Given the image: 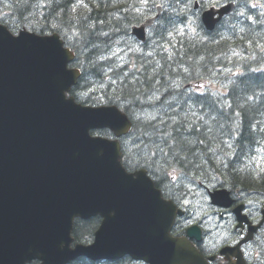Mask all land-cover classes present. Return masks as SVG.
<instances>
[{
	"label": "water",
	"instance_id": "obj_1",
	"mask_svg": "<svg viewBox=\"0 0 264 264\" xmlns=\"http://www.w3.org/2000/svg\"><path fill=\"white\" fill-rule=\"evenodd\" d=\"M70 59L56 37L14 39L0 27V234L11 220L24 226V235L42 226L67 238L73 216L98 212L103 221L95 243L80 248L91 259L125 252L149 264H205L185 239L170 236L176 212L144 173L124 172L117 143L88 134L109 127L120 136L130 126L126 118L119 114L118 122L109 114L115 110L64 99L75 77L65 68ZM211 198L214 204L226 199ZM23 246L29 251L17 264L39 257Z\"/></svg>",
	"mask_w": 264,
	"mask_h": 264
},
{
	"label": "trees",
	"instance_id": "obj_2",
	"mask_svg": "<svg viewBox=\"0 0 264 264\" xmlns=\"http://www.w3.org/2000/svg\"><path fill=\"white\" fill-rule=\"evenodd\" d=\"M139 1L1 0L4 10L12 12L17 22L28 24L39 32L60 34L77 55L76 64L82 69L79 82L85 77L101 80L105 67L98 57L114 53L122 43L128 44L130 27L146 17ZM181 3L182 0H173L170 10L163 12L151 28L153 36L158 38L155 42L167 41L169 50L163 53H151V50L147 57L144 56L147 50H144L142 55L135 56V75L118 77L115 84H109L104 91L105 102L121 105L131 118L135 117L134 110L140 113L141 118L132 120L135 133L131 141L136 147L133 152L138 162H145L156 151L165 163L171 159L168 165L174 164V168L183 169L191 177L210 179L215 173L224 178L228 176L232 179L229 183L235 184L244 178L251 180L247 183L248 190L264 194V172L260 174L262 181L257 182L250 179L249 173L240 175L238 166L264 145V72L249 71L237 77L224 100L212 98L211 93L184 90L183 84L205 79L210 70L220 67L222 56L240 42H231L233 32L228 34L227 31L221 32L216 42L204 40V36L214 34L218 28L208 33L201 25L198 34L169 41L166 37L172 24H182L186 20L182 18ZM245 26L248 27L242 22L241 28ZM235 27L233 25V31ZM257 29L264 31V23L260 20L249 30ZM240 36L246 42L255 40L260 33H251L248 37L243 32ZM243 51L249 53L247 49ZM254 57L258 64L264 61L260 52ZM247 63L242 64L244 68L252 69L251 61ZM192 112L199 114L197 120ZM128 145L127 142L123 144L125 154ZM239 185L238 189L243 183Z\"/></svg>",
	"mask_w": 264,
	"mask_h": 264
},
{
	"label": "rangeland",
	"instance_id": "obj_3",
	"mask_svg": "<svg viewBox=\"0 0 264 264\" xmlns=\"http://www.w3.org/2000/svg\"><path fill=\"white\" fill-rule=\"evenodd\" d=\"M256 1L258 4L254 5L253 7H255L257 9V11L259 13L263 14V16H264V0H256ZM178 26H180V25H174V26H172V28L175 30ZM256 32L261 33V30L257 29V30H255V33ZM258 37L259 36H257L256 38H258ZM101 39H102V37L100 36V40ZM261 54L263 57L264 52H261ZM117 61L121 62L122 60L120 58H117ZM262 64H264V62H262ZM108 72L109 71L105 72V74H107V76L109 75ZM208 82L213 88H216L218 86L217 81H215V82L208 81ZM97 86L98 85H95L91 89V91H95ZM144 116L146 117V115H144ZM180 158H182V156H180ZM262 162H264V152L259 154L257 156V158H254L248 164H249V166H252L254 169L259 170L262 167V166L260 167V164ZM169 169H170V167L167 166L166 170L168 171ZM172 172H173V170L169 172V175H171ZM170 178H171V180L173 179L172 182L170 183V180H169L167 183H165L166 184L165 190L167 191V193L170 195H174L178 198H184L185 199L184 204L187 205L191 210V219H190L191 221H199V220H202L203 217H205L207 239H209V240L219 239L218 234L215 233L214 217L212 215H210L211 212L209 211L208 202H207V199L205 198V195L203 192L202 185L204 183H202L200 180H198L197 182H195V184H191V178L189 176L186 177L182 173H173L170 176ZM221 181H222V178L215 177L214 179H212L211 182L205 183V185H207V187L213 188V187H217L219 185V182H221ZM180 185L184 188V190L186 192H183L181 189H179ZM184 222H183V224H184ZM222 236H224V231H222Z\"/></svg>",
	"mask_w": 264,
	"mask_h": 264
},
{
	"label": "flooded vegetation",
	"instance_id": "obj_4",
	"mask_svg": "<svg viewBox=\"0 0 264 264\" xmlns=\"http://www.w3.org/2000/svg\"><path fill=\"white\" fill-rule=\"evenodd\" d=\"M236 200V199H235ZM264 204V201L260 202V205L258 207V212L262 211V206ZM238 205H243V214L246 216V221L242 222L241 224H237V217L235 214V208ZM257 208L256 205L248 204V203H240L239 200L235 201V204L227 209V210H220L218 209L216 211V215L219 217L220 220L223 218H226L227 223H229V220L232 221V224L229 228V234L232 236L230 240H227L225 242L219 243L218 245H215V251H214V264H227V259L236 260L238 259V256L240 253L243 255V258L246 260L247 264H249V254H252L251 251L257 246L260 245L258 241H256L257 238L253 239L250 242L243 243L244 239L247 237L248 229L250 227V222H253V216L252 212L253 209ZM264 234V233H263ZM227 248L228 251L224 253H220L222 249ZM202 251L201 249H199ZM204 253V251H203ZM211 253H208L207 255H210Z\"/></svg>",
	"mask_w": 264,
	"mask_h": 264
},
{
	"label": "bare ground",
	"instance_id": "obj_5",
	"mask_svg": "<svg viewBox=\"0 0 264 264\" xmlns=\"http://www.w3.org/2000/svg\"><path fill=\"white\" fill-rule=\"evenodd\" d=\"M172 1L173 0H170L169 1V3H168V5L166 6V10L165 11H169L170 10V8H171V5H172ZM185 1V2H184ZM204 1L205 0H182V3H181V7H182V11H183V13H182V18L184 17L185 19H186V15L187 16H191V15H193V8L191 7V4L193 3V2H195L197 5H202L203 3H204ZM184 20V19H183ZM242 20L241 19H239V18H236V17H234V18H232V19H230V20H228V21H226L219 29H218V31L217 32H215L214 34H212V35H209V36H204L203 37V39L204 40H206V39H209L210 41H214V42H216V41H218V40H220V35H221V32H223V31H227V33L228 34H230V33H232L233 32V25H236V27H235V30L237 29V27L239 26V28H241V26H242ZM260 23H264V19H260ZM181 24V22H178V23H173L172 24V26H174V25H180ZM172 26H171V29H170V31L172 32V31H174V29L172 28ZM244 33H246V34H248V37H250V35H251V33H255V31L254 32H250V30H247V31H243ZM242 32V33H243ZM152 39H153V41L155 42V40H157L158 38L157 37H155V36H153V34H152ZM256 39V41H257V44L259 43V39H257V38H255ZM259 45H261L260 43H259ZM230 46H232V45H230ZM154 47V46H153ZM260 47V46H259ZM258 47V48H259ZM155 48V47H154ZM119 49V48H118ZM118 51V50H117ZM117 51H115V52H117ZM114 52V53H115ZM261 53V52H260ZM262 55V54H261ZM264 57V56H263ZM262 57V58H263ZM264 62V61H263ZM252 128V127H251ZM253 131V130H252ZM255 133V132H254ZM263 147H264V145H263ZM237 171H238V168H237ZM239 172V171H238ZM253 194H255L257 197H260V198H264V194L263 193H258V192H254V191H251Z\"/></svg>",
	"mask_w": 264,
	"mask_h": 264
},
{
	"label": "snow or ice",
	"instance_id": "obj_6",
	"mask_svg": "<svg viewBox=\"0 0 264 264\" xmlns=\"http://www.w3.org/2000/svg\"><path fill=\"white\" fill-rule=\"evenodd\" d=\"M68 92H69V90H67L65 93H68ZM65 93H64V94H65ZM66 101L71 102V100H66ZM109 114H110V116H111L114 120H116V121H118V122H120V121L122 120V117H121L118 113H116V112H110Z\"/></svg>",
	"mask_w": 264,
	"mask_h": 264
},
{
	"label": "clouds",
	"instance_id": "obj_7",
	"mask_svg": "<svg viewBox=\"0 0 264 264\" xmlns=\"http://www.w3.org/2000/svg\"><path fill=\"white\" fill-rule=\"evenodd\" d=\"M30 264H43V261L40 260V259H33V260L30 261ZM98 264H108V262L105 261V260H100L98 262ZM118 264H119V262H118Z\"/></svg>",
	"mask_w": 264,
	"mask_h": 264
}]
</instances>
